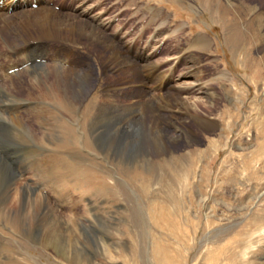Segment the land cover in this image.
<instances>
[{"label": "rangeland", "instance_id": "rangeland-1", "mask_svg": "<svg viewBox=\"0 0 264 264\" xmlns=\"http://www.w3.org/2000/svg\"><path fill=\"white\" fill-rule=\"evenodd\" d=\"M24 1L0 53L30 41L62 94L40 149L0 130V264H264V0Z\"/></svg>", "mask_w": 264, "mask_h": 264}, {"label": "bare ground", "instance_id": "bare-ground-1", "mask_svg": "<svg viewBox=\"0 0 264 264\" xmlns=\"http://www.w3.org/2000/svg\"><path fill=\"white\" fill-rule=\"evenodd\" d=\"M30 1H31V4L34 3L33 0H30ZM1 4H3V7L1 6ZM28 4H29V2L26 3V1H24V0H22L18 4H14V1H12V0L11 1L0 0V10H2V9L4 10V8H5L7 13H9V11H11V13L12 12L13 13L19 12V11L25 10L26 5H28ZM37 12H38V14L36 16L38 17L37 19L39 20V21H37L38 26H40L42 28L47 27L50 30V33L49 34L47 33L48 38L49 39L50 38L55 39V38L60 37L62 35V20H61V18H59V15L56 14V12L49 11V8H46V7L40 8ZM64 30L68 31L69 34L73 32V29L69 28V27H68V29H64ZM1 39L5 45V48H4L5 52L0 53V130L4 127L6 129V126H8L9 124H15L16 126H20L22 128L26 127L25 136H24V138H22L21 141L29 142V146L32 145L33 146L32 148L34 150L40 149L42 146V143L44 141V133L40 132L38 127L35 128V124L37 126H39L40 124L42 125L43 121H41V119L42 120L44 119L45 114L47 112V109H46V107L44 108L43 104H45L46 101L49 99V93H51V92L55 93L56 92V93L62 94V84H58L59 83L58 81L61 78V72H60L61 68H60V66L55 67L56 68V75L55 76H56V78H58V80L56 81L57 83H55L54 87L50 88L51 90L48 91V88H46L44 86L47 83V79H46L47 73H45L46 71L44 69V66L39 65V63L41 61H43L45 58V54H46L45 51L38 52V49L35 50V48L33 47L32 43L30 41L21 43L17 39L12 41V42H9L5 37H1ZM44 39H45V37H44ZM22 45H24V46H22ZM11 56H12V59H14V57H16V59L10 60ZM4 57H5V59H4ZM1 60H3V61L1 62ZM22 66H26L27 67L26 70H19L17 74H14L12 76H10L8 74V72L5 73V70L10 71V70L18 69ZM25 75H27V77L30 76L31 80H26L25 78H23ZM15 85L25 87L28 97H30V98L32 96L37 97L36 100L39 101L38 105L36 104V106L33 108L31 113L30 112H24V113L19 112V106L18 105H20L22 102H24V100H21L19 98V96L17 95ZM82 87H83V91H85V88H86L85 83H83ZM80 96H82V97L84 96L83 92L80 93ZM30 100H34V99H30ZM57 101H58L59 105L62 104V100H60L58 95H57ZM68 101H69V103H67V104H70L71 101L70 100H68ZM25 114H29L31 117L28 119L27 124L23 120V118L25 117ZM59 127L61 128L60 130L62 132V123L59 125ZM68 134L72 135L71 132H69ZM71 137H73V136H71ZM22 144H24V143H22ZM60 148L62 149V142L60 144ZM61 166H62V161H61ZM51 179L53 180L55 178H51ZM12 181H13V177L8 180L7 185L11 184L10 182H12ZM4 199H6V198H4ZM155 213L156 212H154V214ZM19 219H20V217H19ZM17 220L18 219H16V221ZM24 220H25V218H24ZM153 221H154V219H153ZM154 222H156V220ZM5 223L7 224V222H5ZM19 223H20V221H19ZM24 223H26V222H24ZM161 224H159V225H161ZM12 228L16 233H20L17 223L13 224ZM47 230L49 231L48 228H47ZM26 235H29V234H26ZM47 235H48V239L50 241H54V240L58 239L57 233L52 231V230H50ZM158 252H159V250H158Z\"/></svg>", "mask_w": 264, "mask_h": 264}]
</instances>
